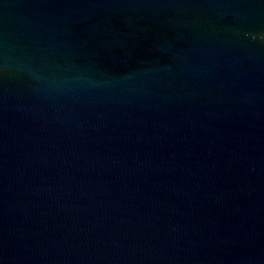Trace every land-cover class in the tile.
I'll return each instance as SVG.
<instances>
[{
	"label": "water",
	"instance_id": "water-1",
	"mask_svg": "<svg viewBox=\"0 0 264 264\" xmlns=\"http://www.w3.org/2000/svg\"><path fill=\"white\" fill-rule=\"evenodd\" d=\"M0 264H264V0H0Z\"/></svg>",
	"mask_w": 264,
	"mask_h": 264
}]
</instances>
